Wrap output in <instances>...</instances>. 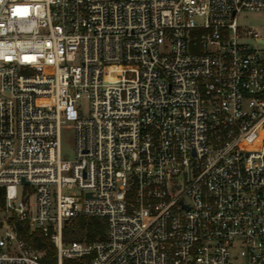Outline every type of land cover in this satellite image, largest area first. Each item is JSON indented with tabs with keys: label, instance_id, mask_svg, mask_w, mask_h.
Masks as SVG:
<instances>
[{
	"label": "built area",
	"instance_id": "obj_1",
	"mask_svg": "<svg viewBox=\"0 0 264 264\" xmlns=\"http://www.w3.org/2000/svg\"><path fill=\"white\" fill-rule=\"evenodd\" d=\"M244 11L264 0H0V264H47L12 216L58 264H264V29ZM94 216L103 236L64 242Z\"/></svg>",
	"mask_w": 264,
	"mask_h": 264
},
{
	"label": "trees",
	"instance_id": "obj_2",
	"mask_svg": "<svg viewBox=\"0 0 264 264\" xmlns=\"http://www.w3.org/2000/svg\"><path fill=\"white\" fill-rule=\"evenodd\" d=\"M5 187L0 186V208L5 207ZM13 223L18 234L34 249L43 252L42 260L47 264H57V248L51 239L44 236L40 229H32L30 225L16 216H12ZM106 230V219L102 217H78L63 227V240H87L91 241L103 236ZM64 264H83L82 260L64 259Z\"/></svg>",
	"mask_w": 264,
	"mask_h": 264
},
{
	"label": "rangeland",
	"instance_id": "obj_3",
	"mask_svg": "<svg viewBox=\"0 0 264 264\" xmlns=\"http://www.w3.org/2000/svg\"><path fill=\"white\" fill-rule=\"evenodd\" d=\"M238 22L242 26H250L260 31L264 29V11H244L238 18ZM264 46L263 44H260ZM89 104L86 102L84 104L85 110L88 109ZM75 130L71 126H65L61 129V151L62 155L66 159H74L75 157ZM30 186H27V189H30ZM73 189H64V193H69ZM31 201L35 200L34 193L31 194ZM7 217L6 213L0 208V235L4 232V220ZM58 264V263H57Z\"/></svg>",
	"mask_w": 264,
	"mask_h": 264
},
{
	"label": "water",
	"instance_id": "obj_4",
	"mask_svg": "<svg viewBox=\"0 0 264 264\" xmlns=\"http://www.w3.org/2000/svg\"><path fill=\"white\" fill-rule=\"evenodd\" d=\"M23 182H26V180H23Z\"/></svg>",
	"mask_w": 264,
	"mask_h": 264
}]
</instances>
